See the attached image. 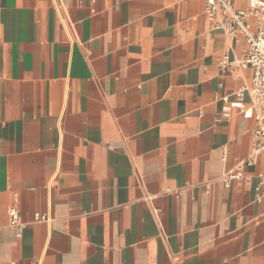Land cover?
Here are the masks:
<instances>
[{"label": "crops", "instance_id": "crops-1", "mask_svg": "<svg viewBox=\"0 0 264 264\" xmlns=\"http://www.w3.org/2000/svg\"><path fill=\"white\" fill-rule=\"evenodd\" d=\"M204 3L0 0V264H264L259 167L221 179L251 147L220 117L246 43Z\"/></svg>", "mask_w": 264, "mask_h": 264}, {"label": "built area", "instance_id": "built-area-1", "mask_svg": "<svg viewBox=\"0 0 264 264\" xmlns=\"http://www.w3.org/2000/svg\"><path fill=\"white\" fill-rule=\"evenodd\" d=\"M204 12L211 28L221 30L236 42L243 37L246 43L242 57L229 59L226 53L219 64L221 72L232 71L234 67L251 69L249 80L233 94V100L224 102L220 117L228 120L231 109L240 110L244 118H252L254 126L250 130V151L247 156L227 170L221 177L224 186L229 187L233 181H248L251 175L245 166L259 167L256 199L260 200L264 187V0H205ZM232 46H230V49ZM247 97V100H246ZM9 226L16 237L22 235L24 223L20 220L14 207L8 208ZM36 220L48 221L49 216L36 212Z\"/></svg>", "mask_w": 264, "mask_h": 264}]
</instances>
